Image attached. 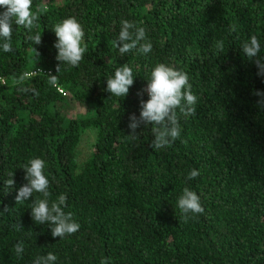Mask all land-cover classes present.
I'll return each mask as SVG.
<instances>
[{"label":"trees","instance_id":"obj_1","mask_svg":"<svg viewBox=\"0 0 264 264\" xmlns=\"http://www.w3.org/2000/svg\"><path fill=\"white\" fill-rule=\"evenodd\" d=\"M37 7L45 9L38 28L13 21V51L0 47V264H33L49 252L56 264H264V106L253 95L264 91V77L241 48L256 35L264 58V0H32ZM73 16L87 51L78 67L57 73L54 26ZM123 20L145 27L151 52L119 53L112 41ZM37 32L40 45L28 39ZM158 63L185 71L199 99L194 115L177 109L180 138L155 151L152 125L129 139L128 124ZM125 64L136 79L127 97H116L105 91L107 79ZM89 129L95 139L79 163ZM34 158L46 162L50 202L67 196L77 233L53 238L50 224L34 222L31 205L41 193L17 204L27 182L22 166ZM193 168L200 175L188 180ZM9 173L15 186L6 191ZM185 187L205 209L187 222L177 203Z\"/></svg>","mask_w":264,"mask_h":264},{"label":"clouds","instance_id":"obj_2","mask_svg":"<svg viewBox=\"0 0 264 264\" xmlns=\"http://www.w3.org/2000/svg\"><path fill=\"white\" fill-rule=\"evenodd\" d=\"M0 7L5 9L0 13V38L4 40L0 47L5 52H12L13 21L17 26H22L30 32L33 28H38L36 22L40 18L39 14L45 9L37 7L36 11L33 12L32 0H0ZM121 24L119 35L112 43L122 56L132 50H138L142 54L152 51L153 45L147 38L145 27H138L135 22L127 20L121 21ZM235 30V25H233L232 31ZM54 32L57 37L54 47L58 51L56 72L60 73L62 65L65 64L78 67L87 51V45L84 43L85 32L81 23L76 17H69L56 24ZM28 39L33 41L35 45L42 43V36L39 32L28 36ZM215 48L222 52L224 50L223 41L215 42ZM241 48L249 60L255 58L254 63L259 69L257 75L264 77V58L260 57L261 44L258 37L252 35L241 44ZM34 51L38 56L39 53L36 49ZM35 74L24 72L18 82ZM46 76L52 87L62 90L59 86L58 75L48 73ZM135 79L133 70L128 64L117 67L114 77L107 79L105 91L116 97L125 98L128 96ZM147 81V86L137 92V96L140 98V114L139 117L135 114L129 117L128 128L131 130V135L128 138L135 139L138 136L137 129L141 126L152 125L151 133L154 139L151 142V147L158 151L170 147L172 143L180 138L182 128L177 109L185 117L194 115L196 112L195 105L198 103L199 98L192 91L188 74L166 63H158ZM24 90L27 91V89ZM145 93L149 97L147 101L143 99ZM35 94L39 95V93ZM253 95L260 97L257 103L264 106V91L254 90ZM45 168L46 162L41 158L30 159L27 164L22 166L26 173L25 180L27 182L18 189L15 199L17 204H20L31 199L33 193H41L43 198L35 199L31 205L32 219L37 224H50L53 238L63 239L77 233L81 225L73 218L74 214L72 212H65L64 209L68 206L65 194L59 195L56 200L50 202V181L45 174ZM8 175L10 178L4 182L6 191L15 186V180L12 178L15 173H9ZM199 175L200 172L193 168L188 175V180H193ZM177 203L185 222L191 217L205 212L200 196L189 187L183 189ZM8 210L5 207L3 211L7 212ZM189 214H191V217ZM16 227L19 230L21 225ZM14 249L16 255L20 256L24 251L23 242H18ZM57 259V255L49 252L46 256H38L33 264H56ZM101 264H108V260H101Z\"/></svg>","mask_w":264,"mask_h":264},{"label":"rangeland","instance_id":"obj_3","mask_svg":"<svg viewBox=\"0 0 264 264\" xmlns=\"http://www.w3.org/2000/svg\"><path fill=\"white\" fill-rule=\"evenodd\" d=\"M76 110L77 112H81L79 107H77ZM71 114H73L72 111L69 113V115ZM94 139H95V132L93 130L89 129L84 133H82L77 146L79 163L83 162L90 153Z\"/></svg>","mask_w":264,"mask_h":264},{"label":"built area","instance_id":"obj_4","mask_svg":"<svg viewBox=\"0 0 264 264\" xmlns=\"http://www.w3.org/2000/svg\"><path fill=\"white\" fill-rule=\"evenodd\" d=\"M41 71V69L40 68H37L36 70H33V72H31V73H38V72H40ZM61 89V88H60ZM58 90V89H57ZM59 92H61V93H63V91L62 90H58Z\"/></svg>","mask_w":264,"mask_h":264}]
</instances>
